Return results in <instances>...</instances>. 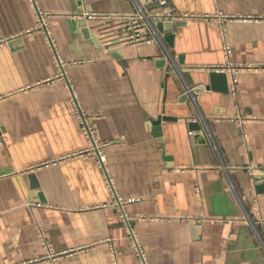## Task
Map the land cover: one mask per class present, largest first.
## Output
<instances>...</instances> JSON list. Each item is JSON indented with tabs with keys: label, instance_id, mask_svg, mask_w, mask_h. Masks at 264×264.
<instances>
[{
	"label": "crops",
	"instance_id": "crops-1",
	"mask_svg": "<svg viewBox=\"0 0 264 264\" xmlns=\"http://www.w3.org/2000/svg\"><path fill=\"white\" fill-rule=\"evenodd\" d=\"M35 1L64 70L0 0V264H141L72 90L148 264H264V0ZM140 8L194 17L130 44Z\"/></svg>",
	"mask_w": 264,
	"mask_h": 264
},
{
	"label": "built area",
	"instance_id": "built-area-1",
	"mask_svg": "<svg viewBox=\"0 0 264 264\" xmlns=\"http://www.w3.org/2000/svg\"><path fill=\"white\" fill-rule=\"evenodd\" d=\"M30 3L32 5V7H34L36 9V12H37V17H38L37 29L45 32L46 40L49 42L50 47H51L52 52H53V55H54L55 59L59 62V66L61 68V71L63 72L64 66L59 59V53H58V49L56 48L55 40H54L52 34L50 33L49 29L47 28V24H46V19L48 18L49 15L45 14V13H41L37 10L35 0H30ZM92 17H94V16L93 15L89 16V18H92ZM106 17H116L120 21H122V23L124 25V31H123L122 38L125 42L130 43V44H142V43L158 42V40H159L158 35H157L155 27H154L156 22L161 21V20L181 21V20H187V19L193 18L194 16L180 15V14L175 13L170 8H165L163 10V12H161L159 14L150 15L147 11L140 8V9L136 10L135 12L129 13L126 15H113V16H111V15L107 16L106 15ZM214 19L219 21L220 28H221V34L223 36V40L225 41V39H226L225 23L229 20V18L227 16L219 14V15H216L214 17ZM224 50H225L227 57L229 58L231 53H232L231 47L229 45L225 44ZM228 68H230L229 63H228ZM217 71H219V70H217ZM60 75L64 76V73H61ZM231 92L234 96H236L238 94V88H237V85L235 82L231 87ZM71 101H72L73 107L75 109V114L77 115V117L79 118V120L82 124L84 133L89 138L90 148H89L88 152L93 153L95 159L97 160L98 166L103 173V176H104L106 185L108 187V190L110 191V193L112 195L114 205L118 208V210L120 211V213L122 215V218L125 219V222L127 223V228L130 232V239L132 241V245L134 247L136 255L140 259L141 264H148V262L145 259V255L143 253V250H142V248H141L130 224L128 223V220L126 218L125 211H124V207L127 204L134 203L138 200H136V199L125 200L120 196V194L118 193V191L116 189L115 180L112 177V175L110 174V172L108 170V166H107V157H106L104 149L109 144H100L95 140V138H94L95 137L94 136L95 130H94V128L90 122V115L85 114L83 112L81 106L78 103L76 93L73 90H72ZM240 123L243 124L244 122L242 121ZM113 256L116 257L115 252H113ZM48 258L52 259L55 262L57 255L55 253L49 251ZM114 264H118L116 261V258L114 260Z\"/></svg>",
	"mask_w": 264,
	"mask_h": 264
},
{
	"label": "water",
	"instance_id": "water-1",
	"mask_svg": "<svg viewBox=\"0 0 264 264\" xmlns=\"http://www.w3.org/2000/svg\"><path fill=\"white\" fill-rule=\"evenodd\" d=\"M163 25H164L163 23H158L157 27L162 31L163 30Z\"/></svg>",
	"mask_w": 264,
	"mask_h": 264
}]
</instances>
